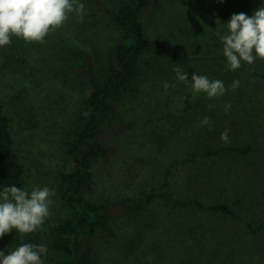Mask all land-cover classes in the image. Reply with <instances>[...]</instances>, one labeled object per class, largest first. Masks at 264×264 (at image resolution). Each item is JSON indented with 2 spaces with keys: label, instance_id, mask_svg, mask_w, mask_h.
<instances>
[{
  "label": "rangeland",
  "instance_id": "rangeland-1",
  "mask_svg": "<svg viewBox=\"0 0 264 264\" xmlns=\"http://www.w3.org/2000/svg\"><path fill=\"white\" fill-rule=\"evenodd\" d=\"M118 1L81 0L83 22L73 12L44 43L13 36L0 47V103L25 167L24 190L47 186L55 193L50 216L30 235L48 249L44 264L60 258L49 240L67 169L65 142L87 104L83 70L89 57L106 78L120 37L111 17ZM200 1L203 8L150 0L142 11L146 36L175 49L178 57L162 48L145 51L133 82L137 94L116 101L99 125L96 139L107 153L92 160L85 192L106 205L109 219L86 242L93 264H264V60L229 70L216 35L227 32L233 14L251 16L264 0ZM176 67L188 74L187 84L177 80ZM193 73L221 80L225 95L194 94ZM236 80L239 87L232 90ZM205 117L210 124L202 123ZM225 129L227 143L221 140ZM246 143L251 149L245 154L223 149ZM189 156L195 158L183 164L181 179L173 173L169 180L172 202L159 197L139 204L147 192H161L165 166ZM188 198L205 206L226 203L234 215L175 204ZM0 250L11 251L3 237Z\"/></svg>",
  "mask_w": 264,
  "mask_h": 264
},
{
  "label": "trees",
  "instance_id": "trees-1",
  "mask_svg": "<svg viewBox=\"0 0 264 264\" xmlns=\"http://www.w3.org/2000/svg\"><path fill=\"white\" fill-rule=\"evenodd\" d=\"M182 1L198 4L203 8L200 0ZM149 4L150 0H119L116 11L111 12L120 37L112 52V60L105 79L97 74L93 60L87 58V64L83 70L88 79V84L85 86L87 104L76 118L71 138L65 142L67 169L61 174L60 209L52 230L53 235L49 240L60 256L57 264H93L94 256L86 242L90 241L100 226H106L109 219L106 205L92 201L85 192L91 185L93 177L92 160L97 156H105L107 153V148L96 139L99 125L113 113L116 101L124 96L137 94L139 87L133 82L139 72V63L145 51L162 48L176 59L178 57L175 49L146 36V26L141 14ZM223 149L245 154L250 151L251 143L226 146ZM209 152L213 151L206 150L204 153L207 155ZM194 158L195 156H189L178 164L176 161L168 167L165 166V170L162 171L161 192H147L139 204L159 197L166 202H172V192L168 189L169 180L172 179L171 176H174L173 173L181 179L182 171L186 166L183 164ZM178 165L179 168H177ZM25 177V167L14 147L10 119L0 103V180L3 187L15 185L24 189ZM175 204L199 205L202 208L234 215L233 210L226 203L205 206L195 198H188L175 200ZM249 226L252 229V225L249 224ZM252 231L254 232L253 229ZM30 235L22 237L13 229L12 233L3 238L12 251L22 242L34 243Z\"/></svg>",
  "mask_w": 264,
  "mask_h": 264
},
{
  "label": "clouds",
  "instance_id": "clouds-1",
  "mask_svg": "<svg viewBox=\"0 0 264 264\" xmlns=\"http://www.w3.org/2000/svg\"><path fill=\"white\" fill-rule=\"evenodd\" d=\"M76 13L83 22L85 5L81 0H0V47L12 43V37L22 38L26 43H44L45 38L62 28L71 13ZM227 32L216 35L223 45V55L231 71L239 69L242 62L253 65L256 59L264 60V7L254 10L251 16L241 12L233 14L226 23ZM180 82L188 83V74L179 67L174 69ZM165 83V89L168 88ZM239 87L233 81L231 88ZM191 90L194 94L204 93L214 99L225 95L227 89L218 79L193 73ZM209 105V108H214ZM230 108L226 105L225 111ZM203 124L211 121L205 117ZM221 140L228 142V130L221 133ZM54 191L44 187H33L31 191L15 185L0 190V238L15 229L22 237L40 230L50 216ZM45 245L22 242L7 254L0 250V264H44L47 255Z\"/></svg>",
  "mask_w": 264,
  "mask_h": 264
}]
</instances>
